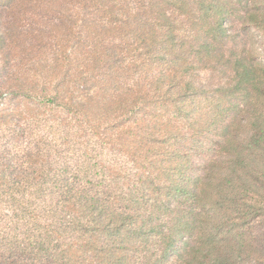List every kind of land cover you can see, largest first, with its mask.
<instances>
[{
    "label": "trees",
    "instance_id": "1",
    "mask_svg": "<svg viewBox=\"0 0 264 264\" xmlns=\"http://www.w3.org/2000/svg\"><path fill=\"white\" fill-rule=\"evenodd\" d=\"M256 32L264 0H0V98L22 122L66 114L84 151L0 264H264Z\"/></svg>",
    "mask_w": 264,
    "mask_h": 264
},
{
    "label": "rangeland",
    "instance_id": "2",
    "mask_svg": "<svg viewBox=\"0 0 264 264\" xmlns=\"http://www.w3.org/2000/svg\"><path fill=\"white\" fill-rule=\"evenodd\" d=\"M256 36L264 61V36L259 32H256ZM204 80H209V77H204ZM20 108L27 109L20 101L10 103L6 98H0V168L15 174L14 180L21 181L30 175L33 176L32 179L38 178L39 181L29 182L24 179L23 184L17 185L13 181L0 183V187L13 190L36 184V188L30 190L24 202L16 203L12 193L0 197V239L5 233H14L17 227L25 229L32 221L35 233L49 224L50 212L58 207L56 203L50 204L52 193L60 191L64 178L73 176L82 160L79 152H84L77 135L69 127H65L68 120L66 114L55 112L54 115L41 116L37 121L31 112L33 122L27 119L22 122ZM32 108L34 110L35 106L32 105ZM8 113L13 114V117L7 119L5 116ZM24 130L27 134H24ZM51 153L58 159L50 158ZM18 158L25 161L22 167L16 162ZM48 159H51L50 163H58L57 167L53 166L50 170V176L56 174V178L40 174V167ZM54 171L56 173L52 174Z\"/></svg>",
    "mask_w": 264,
    "mask_h": 264
}]
</instances>
